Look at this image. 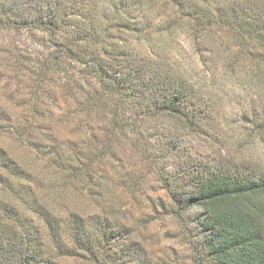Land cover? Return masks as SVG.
<instances>
[{
  "label": "rangeland",
  "instance_id": "1",
  "mask_svg": "<svg viewBox=\"0 0 264 264\" xmlns=\"http://www.w3.org/2000/svg\"><path fill=\"white\" fill-rule=\"evenodd\" d=\"M176 1L0 0V149L26 171L18 184L60 220L107 209L124 223L125 244L142 250L133 261L211 264L189 241L200 233L201 210L178 220L164 184L191 186L194 170L216 160L264 175V76L253 79L264 49L243 45L220 20L226 0H183L200 8L202 21L187 19ZM38 9L56 14L55 25L16 20ZM78 31L97 40H79L71 34ZM75 39L105 64L136 65L145 79L181 84L197 120L166 113L144 120L143 107L107 95L66 55ZM110 112L118 114L113 124ZM82 258L61 264H89Z\"/></svg>",
  "mask_w": 264,
  "mask_h": 264
},
{
  "label": "trees",
  "instance_id": "2",
  "mask_svg": "<svg viewBox=\"0 0 264 264\" xmlns=\"http://www.w3.org/2000/svg\"><path fill=\"white\" fill-rule=\"evenodd\" d=\"M226 3L229 5L227 15L218 16L224 25L231 28L243 45L256 44L264 49V7L248 6L245 0H226ZM2 5L4 7L5 3ZM175 6L184 13L189 11L187 19L202 21L197 5L178 0ZM30 15L16 20L37 26L55 25L57 21V15H51L50 11L38 9ZM79 32L71 34L78 35L79 40H97L94 33L80 36ZM77 39L66 46V55L87 68L107 95H125L130 105L143 107L144 112L139 115L144 120L156 113H166L190 124L197 120L195 106L188 103L192 95L187 88L181 84L167 86L161 78L157 83L153 78L145 79L144 71L138 70L136 65L124 69L123 62L105 64L89 46L83 48L77 43ZM254 65L253 79H260L264 76V62L257 61ZM103 98L98 100H105ZM103 112L100 110L99 114ZM112 116L111 124L118 114ZM216 161L208 170L196 168L191 186L171 180L164 184L172 205L170 214L182 220V214L188 210H201V222L194 224L200 233L189 241L209 263L264 264V175L226 161ZM25 175L24 168L17 166L0 149V185H3L0 189V264H61L63 258L78 256L89 264H149L141 256L132 260L135 249L125 244L124 223L111 219L107 209L87 215L71 211L60 220L29 187L18 184L25 180ZM139 249L136 248L135 254Z\"/></svg>",
  "mask_w": 264,
  "mask_h": 264
}]
</instances>
